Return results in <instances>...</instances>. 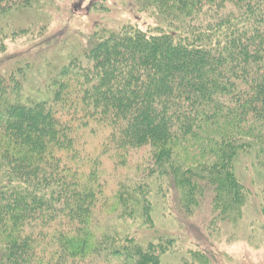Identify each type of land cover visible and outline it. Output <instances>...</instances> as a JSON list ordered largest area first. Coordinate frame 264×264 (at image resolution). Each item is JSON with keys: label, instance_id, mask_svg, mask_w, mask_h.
<instances>
[{"label": "trees", "instance_id": "16d2710c", "mask_svg": "<svg viewBox=\"0 0 264 264\" xmlns=\"http://www.w3.org/2000/svg\"><path fill=\"white\" fill-rule=\"evenodd\" d=\"M41 1L0 0V19ZM132 3L166 28L124 25L58 51L34 102L27 71L48 55L0 75V264H161L177 239L101 237V216L148 228L155 207L172 203L190 223L210 207L206 238L240 218L238 161L264 134V0ZM31 29L0 27L1 64L5 40Z\"/></svg>", "mask_w": 264, "mask_h": 264}, {"label": "rangeland", "instance_id": "374dc122", "mask_svg": "<svg viewBox=\"0 0 264 264\" xmlns=\"http://www.w3.org/2000/svg\"><path fill=\"white\" fill-rule=\"evenodd\" d=\"M131 1L42 0V6L37 10L4 16L0 19V27L4 32H8L15 24L32 29L25 36L5 40L6 52L3 56L7 59L0 63V75L6 74L10 66L14 69L23 67L31 58L38 63L39 59L48 55L44 67L27 71L23 95L28 102H34L45 97L42 88L53 71L52 65H47V59L52 61L58 51L61 56L69 52L79 54L93 41L92 35H100L103 31L116 32L124 25L138 27L142 31L154 27L166 28L153 12H139ZM48 40L57 42L45 48L46 54L43 48L41 52L39 49L30 51L31 46ZM36 65L34 62L33 67ZM87 139L90 147H96L97 153L100 138L88 136ZM250 143H253L255 151L244 154L238 161L237 174L244 187L246 203L240 208V218L234 224H223L225 226L211 230L206 238L203 228L210 220V207L202 208L190 223L182 219L178 208H175L176 212L173 210L171 203L170 208L167 206L160 211L158 206L153 209L148 228L128 220L116 221L101 216L100 224L95 229L96 235L102 237L112 229L118 239L126 237L136 243L158 237L177 239L181 247H177V253L163 254L160 257L161 264H264V160L256 148V145L264 147V134ZM261 153L264 155V148ZM177 215L183 223H179ZM189 250L206 254L204 256L208 263L203 260L192 261Z\"/></svg>", "mask_w": 264, "mask_h": 264}]
</instances>
